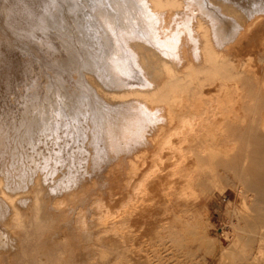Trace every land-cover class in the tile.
<instances>
[{
  "label": "bare ground",
  "instance_id": "obj_1",
  "mask_svg": "<svg viewBox=\"0 0 264 264\" xmlns=\"http://www.w3.org/2000/svg\"><path fill=\"white\" fill-rule=\"evenodd\" d=\"M39 5L17 0L15 19ZM56 6L66 27L51 26L83 71L50 86L32 67L52 99L0 141V264H132L151 214L182 232V201L212 185L236 188L244 207L228 264H264V0ZM166 220L153 228L173 237Z\"/></svg>",
  "mask_w": 264,
  "mask_h": 264
},
{
  "label": "rangeland",
  "instance_id": "obj_2",
  "mask_svg": "<svg viewBox=\"0 0 264 264\" xmlns=\"http://www.w3.org/2000/svg\"><path fill=\"white\" fill-rule=\"evenodd\" d=\"M63 1L65 2L66 0H40V5L38 7V10L33 15L32 20L24 24L15 19L17 0H0V141L8 140L9 135L14 137L17 132H23V128L25 129V127L22 126L23 119L27 118L29 120H32L30 116L34 118L36 114L34 113L36 111L33 110L34 105H38L39 103H41V101L44 100H47V102H45L48 103V100L52 99L54 92L48 91L50 88L49 86L34 89V83L40 76H37L35 78L32 76V67L37 66L42 70V72L44 73V82L42 83L45 85L49 83L50 86V82H53V78L58 81L61 77L64 76L66 78H71L72 80L83 71L84 61L80 62L82 60H78L79 58H77L76 55L71 57L72 53H66L64 40L60 38L59 33L51 26V18L52 16H56L58 18L57 25L66 27V25L62 23H65L66 19H64L63 13L61 11H58V8L56 6V4L60 6ZM69 15L70 14H68L67 16ZM67 20L69 23H72L70 24L73 27L74 23L71 21V19L67 18ZM49 42L52 43L53 46H55L54 50H47V44ZM63 63L67 65L66 68L62 67ZM78 68L80 71L78 70ZM77 86L80 87L79 84ZM48 95H52L50 96V99ZM31 109L33 110V112H31L30 115L29 112L32 111ZM18 136H15L14 138H16L17 140L19 139ZM218 151L219 153H222V150L219 148ZM172 201L174 203H177V194L173 197ZM185 201L182 202L183 206H185V204L187 203V209L185 207L184 209L180 208L178 209V212L182 214L180 216L186 221V230H183L182 232H179L177 230L175 231V228L171 227L174 224L171 223L170 219L166 220V218L168 219V217L163 219L160 215L151 214L150 217L148 215L149 220H152L153 223L150 221L151 223L149 222V224L151 226L149 224L146 225V223L143 225L144 228L148 227V233L144 234V240L142 243H145V246L139 245L140 248H137L136 246V249L135 243L132 242V254H130V256L128 255V258L126 257L127 259L125 260H133L132 264H136V261L138 264H146V262L147 264H152L153 262L155 264H159V262L160 264L230 263V261L233 260L232 254L234 253V250L238 243V240H236V236L239 234L238 225H240L239 220L241 218L239 215H237L239 213H237L236 211L239 210L238 212H242L244 209L238 190L234 187L232 189V187L228 185H212L211 187H209V189H207L205 195H201V200L195 201L193 199L189 200V202L188 200ZM190 202L192 203L190 204ZM188 207L191 208L189 209ZM187 212L188 214H186ZM157 220H166V223L168 224V226H170L171 235L172 232H176H174V234L172 235L174 238L169 236V232L163 233L165 235L161 233L159 235L157 234ZM152 224L156 225L154 226ZM150 228L151 230H149ZM161 235L163 236L162 239ZM171 238H173L174 240ZM152 240L154 241V243ZM182 244H184L185 247ZM181 247L183 248L181 249ZM140 249H142V251ZM155 249L157 251L159 250V252H156ZM224 249L226 251L229 250L230 252H226ZM153 251L154 253H151ZM220 251L221 253H219ZM140 252H142L144 256L142 257V262L138 260L139 257H137L135 254H139ZM155 253H157L158 255ZM223 253L225 255L227 254V257L231 258L226 257L225 259V255H223ZM147 256L148 258H146ZM151 256L156 258L153 259L151 258ZM99 259V256L94 259L96 264H99ZM148 259H152V263ZM191 259L194 261H192ZM155 260H157V262ZM124 263L125 262L121 264Z\"/></svg>",
  "mask_w": 264,
  "mask_h": 264
}]
</instances>
